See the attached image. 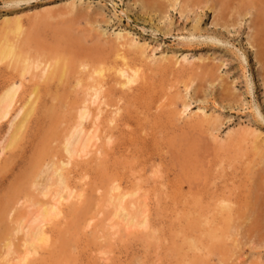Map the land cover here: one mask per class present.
I'll list each match as a JSON object with an SVG mask.
<instances>
[{
  "label": "rangeland",
  "instance_id": "rangeland-1",
  "mask_svg": "<svg viewBox=\"0 0 264 264\" xmlns=\"http://www.w3.org/2000/svg\"><path fill=\"white\" fill-rule=\"evenodd\" d=\"M68 2L76 4L74 12L41 18V9L47 5L55 13ZM259 2L161 0L158 6L153 0H0V20L21 14L24 31L37 34V42L32 43H38L45 55L57 47L73 64L63 85L56 87L53 81L42 93L40 107L29 118L17 146L2 151L16 111L0 121V256L3 234L28 212L25 200L31 195L42 198L39 185H32L35 164L46 163L52 156L64 157L63 139L76 119L88 69L101 58L113 68L106 74L107 97L102 98L106 103L101 104L98 119L103 151L71 164L68 180L83 189L90 205H81L82 213L95 210L92 204L96 207L97 203L95 211H108L101 197L105 176L116 177L124 189L138 182L146 190L149 228L156 239L149 240L141 230L105 238L107 211L83 229L65 205L62 216L50 227V247L41 251L33 264H188L193 253L200 256L197 264H258L257 258L263 264L264 159L259 162L249 146L239 155L230 147L219 148L209 135V125L197 117L205 112L216 118L214 133L220 137L228 130L249 127L264 140L263 69L252 45L256 34L252 20ZM248 4H254L253 8L247 9ZM66 26L79 34V39L71 37L59 45L56 41H61ZM117 33L139 43L142 52L119 49L114 38ZM121 55L128 66L142 68V79L130 89L120 85L123 78L114 70L123 65ZM161 55L169 58L167 63L151 66L153 56ZM184 56L188 64H173L176 58L183 63ZM79 61L86 64V71L78 66ZM5 64H0V89L18 73ZM77 78L82 79V85L74 87ZM25 79L23 89L28 91L35 78L29 81L26 75ZM55 94L60 96L57 101ZM99 101L90 102L93 111ZM51 104L57 108L54 114L46 111ZM110 104L115 111L118 107V115ZM189 113L191 119L186 117ZM112 114L114 121L109 123ZM44 176L38 179L39 184H44ZM221 197L230 199L233 207L234 232L226 240L227 254L221 258L219 251L187 250L182 238L198 235L203 228L194 232L191 220L199 213L214 218L217 225L213 208ZM3 226L7 229L2 234ZM20 238L22 233L12 238L17 252L22 249Z\"/></svg>",
  "mask_w": 264,
  "mask_h": 264
},
{
  "label": "bare ground",
  "instance_id": "bare-ground-1",
  "mask_svg": "<svg viewBox=\"0 0 264 264\" xmlns=\"http://www.w3.org/2000/svg\"><path fill=\"white\" fill-rule=\"evenodd\" d=\"M160 1L161 0H153V2H155L154 4L158 6L161 5ZM174 1L177 0H173V3ZM184 2L185 1H183V3ZM187 4H189V1ZM259 4L261 5H257L254 15L255 18L252 20V25L256 26L254 30L256 34L252 37V40H254L252 41V43L254 42L252 45H255L257 48L258 62L262 65V78H264V0H260ZM75 5L76 4L74 2L65 3L64 8H61L62 11H57L55 13H53L51 10V5L49 7L47 5V7L41 9V12H43L41 18H51L54 16V14L59 15L62 12L72 13L75 11ZM253 6L254 4H248L247 9H252ZM0 23L3 29V32L0 33V64L6 63L5 65L8 67L12 66L18 71L17 77L6 82L0 89V121L7 117L12 111H16V114L11 122L10 129L8 128L9 132H6V134H9H7L8 137H5L7 138V142L5 146H3V151L5 149H10L17 146L16 144L18 143L19 139H21L29 118L40 107L39 104L41 102L42 93L48 91L53 81L56 83V87H58L59 84L63 85L72 72L73 64L71 62L72 60L70 61V58L65 53L56 50L57 47H52L49 54L45 55V51L41 50V47H38V43H32L37 42V34L24 31V19L21 14L15 15L13 17H4L0 20ZM76 34L77 33H74V31L66 26L65 31L61 34L64 39L62 38L61 41L57 39L56 42L60 45L63 40L67 41L71 37H77V39H79V34ZM127 36L126 34L123 35L121 33H117L114 37L116 43L115 45L118 46L119 49L127 47L133 51H139L140 44L134 42L135 40H128ZM97 37L99 38V36ZM115 49L117 52L119 51L117 47ZM121 58L124 61L123 65L121 67L115 68L114 70L119 75V77L123 78V80L120 82V85L126 89H130L135 83L142 79V68L136 64L128 66L125 63V57L121 55ZM152 59L151 66L153 67L163 66L169 60L166 55H161L160 57L153 56ZM181 59L183 63L181 60L176 58L173 64L176 66H183L184 63H189L185 56ZM78 66H82L85 71L87 70V68H85L86 64L83 61H79ZM109 69L113 68H111L109 65L106 66L104 60L101 58H98L96 63L91 65L90 69H88L86 76L87 81L83 84V86H85L83 90V98L77 106L78 109L76 112V119L68 129L64 139L62 138L64 142V157H59L56 159L54 158L55 156H52L46 163L40 162L39 164V161H37L38 165L35 164L36 168L34 169V178L31 176L33 179L32 185H39L36 187L38 190L41 188V190H39L40 193L37 194L42 198L34 197L32 195L27 198L26 196L25 199L27 198L28 201L27 199L25 201L28 203H25V201L22 203H25V207L29 205L28 207H32V209L26 208L28 209L27 214H24V216L20 217L19 219L15 218V225L11 229H7L5 226H3L5 228L1 233L3 234L5 230H7L5 234H3L5 236L2 244L4 249L2 251V255L0 256V264H33L40 252L50 247V227L56 223L55 221H57L60 216H62L63 207L65 205H67L71 210L70 212L74 216L73 219L81 224L83 229H85L84 227L90 226L92 220L99 213H105L107 211L102 208L95 211L96 207L99 206V203H97L96 207H94L95 204H92V208H95V210L91 209V211L93 212L94 210L95 213H90L91 211H86V213L83 211L84 213H82L80 206L90 205L85 201L86 198H84L85 194L83 189L77 188V186L75 187L70 184L68 180V174L71 164L78 161L79 158L86 157L92 152L99 154L101 151H103L102 144L99 143L101 134L99 130L98 119L102 111L101 104L106 103L105 100H102V98L105 99L107 97V92L105 93V78ZM26 75L29 76V81L32 79L34 80L35 78V84L31 89H28V91L23 89L26 81ZM80 85H82V79L77 78L75 80L74 87ZM57 90L58 89L56 88L55 91ZM58 96L59 95L55 94L53 98L57 101ZM97 100H100L98 103L99 105L97 104L98 109L97 111H93L90 108V102L96 103ZM113 108V111L111 108L112 112L115 111V107ZM56 110L57 108L54 104H51L48 108H46V111L51 114H54ZM118 110L119 109L117 107L115 111L117 115ZM183 112H176L175 115H181ZM112 115L113 117H108L109 123L114 121L115 114ZM186 117L187 119H191L193 116L189 113V115ZM197 117L200 118L201 123H206L209 125V135L212 140L218 143L219 148L230 147L233 149L235 155H239L242 154V151H245L247 146H249V149L254 154V157H259V162L264 159V140H260L258 133L253 129L249 127L231 129L228 130L224 136L220 137L214 133L217 128L216 118H213L205 112H203L201 115H197ZM88 120H90V122L86 124ZM41 153H45V151ZM99 157L100 156L98 155L96 156V158ZM34 162L36 163V161ZM101 164L102 163L100 162V165ZM45 166L47 167L45 172H43V167L45 168ZM42 174L46 175V177L44 176L45 182L42 181L44 182L43 185L39 184L40 181L38 182V179L43 176ZM104 182V184L102 183L103 189L97 187V190H102L101 197H103L104 202H102V205L105 204L103 205L105 206V209L107 207L109 208L107 211L108 215L105 219L106 222H104V228L106 229L103 236L105 238L112 239L111 237L116 234L119 235V232L122 233L123 231L141 230L145 231L146 238L149 240H155L156 235L154 230H151L152 228L149 222V215L147 213L148 207L146 190L144 189L145 191H143V188H141L138 182L129 189L121 188L116 177L112 175L105 176ZM36 187H34V189H36ZM215 202L216 203L214 204L213 210L214 214L219 219L218 224L214 225V218H209L207 215H200L197 212L198 215L194 217V221L191 220V228L194 232H196L203 227L202 231L199 230L200 232L198 235L193 233L191 235H185V237L182 238V242L186 244L187 250H206L207 253L219 251L222 255H224L222 256L219 253L221 258H223L227 254V252L224 250V247L226 248L228 245L226 240L230 239L234 232V222L231 217L233 207L230 199L225 197H221ZM4 210L6 211V209ZM18 233H22V238H20L22 243H20L21 245L19 244L22 249L17 252L14 250L15 246L13 247L12 238ZM124 235L125 234H123V236ZM0 238H2V235ZM101 252L106 253L107 251L102 250ZM192 256L190 258L191 260L188 261V264H197L198 261H201L198 254L193 253ZM257 259H255V262L258 264L262 263H259V260Z\"/></svg>",
  "mask_w": 264,
  "mask_h": 264
}]
</instances>
